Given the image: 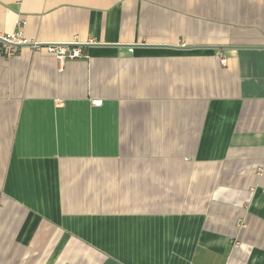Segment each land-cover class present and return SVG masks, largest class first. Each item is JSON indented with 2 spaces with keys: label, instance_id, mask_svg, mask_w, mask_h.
<instances>
[{
  "label": "crops",
  "instance_id": "0c3cea01",
  "mask_svg": "<svg viewBox=\"0 0 264 264\" xmlns=\"http://www.w3.org/2000/svg\"><path fill=\"white\" fill-rule=\"evenodd\" d=\"M0 31V264H264V0H0Z\"/></svg>",
  "mask_w": 264,
  "mask_h": 264
},
{
  "label": "built area",
  "instance_id": "2783aa9c",
  "mask_svg": "<svg viewBox=\"0 0 264 264\" xmlns=\"http://www.w3.org/2000/svg\"><path fill=\"white\" fill-rule=\"evenodd\" d=\"M28 43V40L23 37L21 31L13 33H3L0 31V52L7 55H12L17 51V48ZM37 44V43H35ZM48 52L54 54L58 60L75 59L84 56L83 51L79 45H71L64 43H49L46 45ZM92 104L99 106L102 104V99H92Z\"/></svg>",
  "mask_w": 264,
  "mask_h": 264
}]
</instances>
